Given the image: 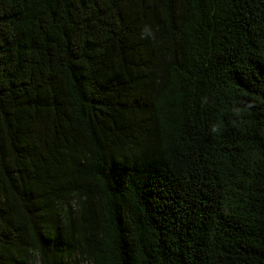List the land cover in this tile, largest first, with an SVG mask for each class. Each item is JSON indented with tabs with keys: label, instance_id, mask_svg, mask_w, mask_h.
Listing matches in <instances>:
<instances>
[{
	"label": "trees",
	"instance_id": "trees-1",
	"mask_svg": "<svg viewBox=\"0 0 264 264\" xmlns=\"http://www.w3.org/2000/svg\"><path fill=\"white\" fill-rule=\"evenodd\" d=\"M0 264H264V0H0Z\"/></svg>",
	"mask_w": 264,
	"mask_h": 264
}]
</instances>
